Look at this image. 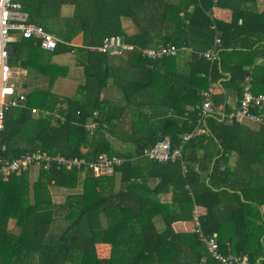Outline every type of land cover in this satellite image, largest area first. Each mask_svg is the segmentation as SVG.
<instances>
[{
    "label": "trees",
    "instance_id": "16d2710c",
    "mask_svg": "<svg viewBox=\"0 0 264 264\" xmlns=\"http://www.w3.org/2000/svg\"><path fill=\"white\" fill-rule=\"evenodd\" d=\"M20 1L30 21L60 41L51 51L20 36L13 43L10 65L47 83H24V105L5 112L0 155L42 152L94 161L107 153L123 160L108 175L53 165L32 182L25 171L0 177V264H221L208 253L194 219L190 232L172 226L192 220L195 205L206 210L199 228L204 236L217 234L221 253H244L248 264H264V123L251 129L216 112L230 111V94L239 106L246 77L253 94L264 93V7L257 0ZM63 4L74 5L72 15H61ZM214 6L230 9V21L214 18ZM122 17L134 23L135 33L124 31ZM79 34L81 44L73 45ZM109 35H121L134 49L125 56L96 50ZM216 37L218 57L211 59L204 53ZM158 45L178 51L160 58L142 53ZM185 49L189 54L179 58ZM62 53L73 55L83 70L84 81L71 98L51 90L68 69L52 60ZM109 87L120 91V102L102 96ZM205 93L213 112L202 116ZM252 113L262 119L264 108ZM197 127L205 133L187 140L180 158L157 162L142 156L164 138L177 147ZM150 178L158 179L153 187ZM51 186L72 191L56 202ZM167 192L169 203L158 198ZM10 217L17 234L5 229ZM97 243L111 245L109 257L97 255Z\"/></svg>",
    "mask_w": 264,
    "mask_h": 264
},
{
    "label": "built area",
    "instance_id": "2783aa9c",
    "mask_svg": "<svg viewBox=\"0 0 264 264\" xmlns=\"http://www.w3.org/2000/svg\"><path fill=\"white\" fill-rule=\"evenodd\" d=\"M32 39L38 43L43 50H54L60 39L44 29L38 23L30 21V15L19 0H0V149L5 146L1 144V131L4 128L5 112L12 107H22L26 99V93L18 84L17 72L9 63V49L18 37ZM218 37L214 40V46L204 55L211 59L218 57L217 47L220 45ZM99 52L109 55L122 56L134 45L124 40L121 35H109L94 47ZM178 48L174 45H158L155 48L143 49L142 53L150 58L175 55ZM206 96V93H205ZM264 108V93L253 94L249 88V77H246L243 85V95L239 100V106L228 115L229 121H242L248 119L260 121V114L252 113V109L260 112ZM201 115L212 113V100L209 95L204 99L200 108ZM194 133H186L181 137V143L172 147L168 138L157 141L152 147L145 149L143 154L156 161H174L181 157L183 144L189 140ZM0 150V151H1ZM121 157L110 156L107 153L100 154L94 161H87L82 157H66L61 154L50 156L42 152H31L17 158L7 159L0 155V176L6 178L9 174L19 175L32 166H41L44 169L51 166H63L67 169H90L95 176L112 174L115 165L122 163ZM185 167L183 166V169ZM194 221L199 236L204 242L208 253L221 264H248V256L244 253L238 254L229 251L223 254L219 251V245L215 234L204 236L199 228V219L194 215Z\"/></svg>",
    "mask_w": 264,
    "mask_h": 264
},
{
    "label": "crops",
    "instance_id": "0c3cea01",
    "mask_svg": "<svg viewBox=\"0 0 264 264\" xmlns=\"http://www.w3.org/2000/svg\"><path fill=\"white\" fill-rule=\"evenodd\" d=\"M257 6H258L259 9L263 8L264 7V0H257ZM73 10H74V5H72V4H63L61 6V15L62 16H70V15H72ZM212 16L214 18H216V19L228 22L231 19V10L228 9V8H222V7L214 6L212 8ZM121 24H122V27H123L124 31L127 34H129V35L133 34V33H135L137 31V28L134 25V23L127 17H122L121 18ZM81 42H82V37H81V34H79L76 37H74V39L72 40L71 43L73 45L79 46L81 44ZM180 52L178 53V55L180 56L179 58H181V59L189 54L188 53L189 51L187 49H185L183 51H180ZM126 54H124L123 56H125ZM115 59H118V58L116 57ZM52 60H54V62H56L57 64L66 66L68 69L66 71V75L65 76H60V77H58L55 80L51 90H52L53 93L58 94L60 97L71 98V96H73L75 94L77 86L79 84H82L83 81H84L82 67L74 65V57L71 54H63V53L62 54H57V55H55L52 58ZM261 60L262 59H258V60L255 59L254 64H256L257 62H259ZM254 64L247 65L246 68H249L251 70V68L254 66ZM13 69L17 72L18 84H20L19 71L20 72L23 71L25 74H28V72H27V70L22 69L20 67H13ZM38 78L32 80L29 77L27 79V81L24 80L23 83H21V85H20L21 89L24 92L27 91L26 88L23 86L24 83L29 85V87L39 86V87L45 88L47 81L43 80L42 82H40V81H38ZM111 88H113V91L116 93L117 98H115L116 96L115 97L112 96L111 92L109 94H106V92H104V91H106L107 89L103 90L102 96L109 98V101H111V102H120V91L115 89L114 87H111ZM249 88H250V86H249ZM230 95L227 98L226 103H227L228 108L230 109V111L233 112V110L235 108H237L238 99H237L236 95H234V94H230ZM64 104L62 105V107L66 108V103H64ZM230 111L227 112L228 114L224 113L223 107H220V108L217 109L216 112L218 114L225 115L226 117H228V115L231 113ZM59 119L63 120V118H59ZM228 122H231V121H229V119H228ZM238 122H240L241 124H244L248 128L257 129L260 124L264 123V117H262V119L260 121H252V120H248V119H243L242 121H238ZM202 132L205 133V130L203 131V129L201 127H197L193 132H190V133H194V135H195V134H199V133H202ZM142 156L145 157V158H148L143 153H142ZM148 159H150V158H148ZM235 159H236V153L235 152L228 156V165L230 167L234 166ZM150 160H153V159H150ZM196 166L197 165H195L194 167H196ZM51 168H48L46 170V169L42 168L41 166H32V167H29L27 170H25V172H28L29 180L32 182V181H36L39 178L40 170L48 171ZM69 170H71V169H69ZM77 170L81 171L82 169H77ZM10 175H12V174H9L5 179L4 178L3 179L7 180ZM84 176H85L84 173H81L80 179L83 178ZM117 176H118V174H116V183L115 184H119ZM157 182H158L157 178H150L147 183L151 187H153ZM58 189L67 190L66 188H59V187H55V186H51L50 187V191H51L53 200L56 201V202L62 201L61 199L60 200L57 199L55 194H53V190L58 191ZM171 197H172V193L171 192L158 194V198L162 202H168L169 203L171 201ZM261 210L264 212V203L261 205ZM205 212H206V210H205V208L203 206L195 205L194 209H193V213H192V220L175 221L172 224V226L175 229V231H177V232H190V231H192V228L194 227V223H193L194 215H197L198 219H199V217L204 215ZM155 219H157L156 220L157 227H161L162 225H161V222H160L159 218L156 217ZM57 224H55V223L53 224V226L51 228L53 232H54V229L58 230ZM5 229H6V231L11 232V233H15V234H17L19 232L17 226L15 225V219L12 218V217H10V219L7 221V226H6ZM213 234H215L216 237H217L216 233H213ZM100 244L104 245V246H102V247H104V249H103V252H102V254L100 256L102 258L109 257L110 244H108V243H100Z\"/></svg>",
    "mask_w": 264,
    "mask_h": 264
},
{
    "label": "rangeland",
    "instance_id": "374dc122",
    "mask_svg": "<svg viewBox=\"0 0 264 264\" xmlns=\"http://www.w3.org/2000/svg\"><path fill=\"white\" fill-rule=\"evenodd\" d=\"M32 74H34L33 72H30V73H28V74H25L23 71H19V79H20V85H21V83H23V81L24 80H26L27 81V79L32 75ZM115 90V89H114ZM104 92H106V94H109L110 92H111V95L112 96H116V93L113 91V88H107V90L106 91H104ZM105 94V93H104ZM115 98H117V96L115 97ZM116 147H117V149H119L120 151L121 150H124L125 149V145L123 144H120V145H118V144H116ZM257 180H259V177L257 176ZM80 187V186H79ZM77 190H79V189H75L74 191H77ZM70 191H72V190H62V189H58V191H56V190H53V194H55V196H56V198L57 199H61V200H63L66 196H67V194L70 192ZM56 231H58L57 229H54V232H56ZM99 244V245H98ZM97 245H96V252H97V255L99 256V257H101L100 255L102 254V252H103V249H104V247H102V246H104L103 244H100V243H98ZM107 248V247H106ZM110 250H109V255H110V253H111V250H112V247H111V245H110Z\"/></svg>",
    "mask_w": 264,
    "mask_h": 264
},
{
    "label": "water",
    "instance_id": "95a60500",
    "mask_svg": "<svg viewBox=\"0 0 264 264\" xmlns=\"http://www.w3.org/2000/svg\"><path fill=\"white\" fill-rule=\"evenodd\" d=\"M15 50H16V46L15 45H12V47L9 49L10 53L14 52Z\"/></svg>",
    "mask_w": 264,
    "mask_h": 264
},
{
    "label": "clouds",
    "instance_id": "9594fccd",
    "mask_svg": "<svg viewBox=\"0 0 264 264\" xmlns=\"http://www.w3.org/2000/svg\"><path fill=\"white\" fill-rule=\"evenodd\" d=\"M212 235V234H211Z\"/></svg>",
    "mask_w": 264,
    "mask_h": 264
}]
</instances>
